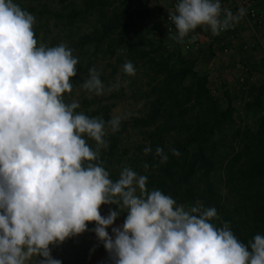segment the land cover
Listing matches in <instances>:
<instances>
[{
	"label": "clouds",
	"instance_id": "1",
	"mask_svg": "<svg viewBox=\"0 0 264 264\" xmlns=\"http://www.w3.org/2000/svg\"><path fill=\"white\" fill-rule=\"evenodd\" d=\"M237 18L220 0H177L169 16L179 38L200 26L218 35ZM34 24L14 0H0V264H30L33 257L43 258L37 264H61L50 245L84 233L91 222L113 264H264V235L241 242L227 222L211 223L214 207L177 205L162 191H149L147 177L129 167L110 178L100 148L108 147L106 123L115 133L120 117L90 118L75 111L77 101L65 102L78 58L63 43L38 46ZM123 71L134 75V65L126 62ZM82 87L103 94L95 68ZM155 155L168 160L160 147ZM108 204L118 210L102 216L99 209ZM124 211L123 225L110 236L107 229Z\"/></svg>",
	"mask_w": 264,
	"mask_h": 264
},
{
	"label": "rangeland",
	"instance_id": "2",
	"mask_svg": "<svg viewBox=\"0 0 264 264\" xmlns=\"http://www.w3.org/2000/svg\"><path fill=\"white\" fill-rule=\"evenodd\" d=\"M14 2L35 17L33 28L38 46L52 47L63 43L78 58L77 75L71 79L73 89L64 94L65 102L77 101L79 108L75 111L90 118L107 122L118 116L120 123L128 124L113 133L106 123L104 139L108 147L100 148L99 159L113 181L119 178L124 167H129L146 176L148 185L151 176L156 174L160 157L150 152L145 154L144 149L153 144L157 148L160 143L182 142L186 138L185 131L180 130L165 133L161 139L153 138L164 122L161 118L150 126H133L137 118L148 119L152 113L163 111L173 95L174 101L179 100L170 104L176 113L186 109L190 117L202 115L211 119L213 113L226 114L221 132L211 137L208 147L218 146L219 149V153L214 154L220 163L212 174L213 179L223 192H228L225 189L226 168L230 160L240 154L238 164H231L237 198L243 199L248 194L255 196L253 211L258 218H264V179L254 180L251 185L244 176L252 164L264 162V129H261L264 122L263 61L252 58L248 66H238L232 59L228 64L222 49L214 45L200 53L203 58L190 55L192 49L187 48L190 33L179 38L174 26L167 21L170 12L175 11L177 0ZM199 28L203 30L204 27ZM254 53L259 58L258 50ZM129 61L134 65V75L123 71V65ZM211 63L212 69L208 71L206 68ZM91 68L97 70L104 84V92L99 96L82 87ZM243 87L246 89L242 90ZM185 100L190 101L188 105ZM86 140L91 147H96L95 141L87 137ZM115 144L116 150L112 147ZM249 145L254 153L252 157L245 149ZM153 156L155 161H152ZM147 189L155 190L149 186ZM110 210H118V206L101 205L99 209L105 217ZM126 216V211L121 212L107 229L110 236L113 235L112 228L122 226ZM95 226V222H91L84 233L70 237L62 244L50 245L52 257L61 264H113L110 254L92 231ZM258 226L257 234L264 235L262 224L258 223ZM37 259L43 258L33 257L30 264H37Z\"/></svg>",
	"mask_w": 264,
	"mask_h": 264
},
{
	"label": "trees",
	"instance_id": "3",
	"mask_svg": "<svg viewBox=\"0 0 264 264\" xmlns=\"http://www.w3.org/2000/svg\"><path fill=\"white\" fill-rule=\"evenodd\" d=\"M174 98L172 95L168 99L169 106L163 111L152 113L148 119L137 118L133 123V126H150L158 118L164 119L163 124L158 127V132L153 135V138L159 137L161 139V136L165 133H174L177 130L186 133V138L182 142L178 141L170 145L160 143L158 145L167 154L168 160L166 163H160V159L158 160L156 170L154 169L156 174L151 176V182L148 185L146 184V187H154L155 190L162 191L165 195L173 198L177 205H183L186 209L195 206L197 202L205 208L214 207L217 211V218H214L211 223L217 227H222L227 222L238 240L248 244L260 231L258 223L262 224L261 232H263L264 218H258L255 211H253L255 196L248 194L243 198L244 203L242 198H237L234 166L231 164H238L241 155H235L226 168L225 189L228 192H223L212 176L216 166L220 163L217 157L214 156V154L219 153V149L218 146L208 147L210 146L211 137L215 133L221 132V125L225 122L226 114L224 112L208 113L214 117L211 119L202 117V115H199L200 117L198 115L194 118L190 117V112L186 109L176 113L174 107L170 105L173 102H179V100L174 101ZM185 101V105H188L189 100ZM127 125V123H120L119 127L122 128ZM262 125L261 129H264V122ZM112 147L116 150V144ZM149 147L151 148L150 153H154V156H156L155 145ZM262 147L264 149L263 145ZM171 149H176L180 155L174 156ZM245 149L251 157L254 155L250 145L246 146ZM155 160L154 157L152 161ZM244 176L251 185L254 180L264 179V162L252 164L245 171Z\"/></svg>",
	"mask_w": 264,
	"mask_h": 264
},
{
	"label": "built area",
	"instance_id": "4",
	"mask_svg": "<svg viewBox=\"0 0 264 264\" xmlns=\"http://www.w3.org/2000/svg\"><path fill=\"white\" fill-rule=\"evenodd\" d=\"M220 2L222 9L231 11L233 16L238 18L218 35L212 34V44L223 49L224 54L234 59L238 66H248L252 58L264 62V0H220ZM240 9L245 10L243 16H239ZM169 16L170 14L167 16V21L171 24ZM254 50H258L259 58Z\"/></svg>",
	"mask_w": 264,
	"mask_h": 264
},
{
	"label": "crops",
	"instance_id": "5",
	"mask_svg": "<svg viewBox=\"0 0 264 264\" xmlns=\"http://www.w3.org/2000/svg\"><path fill=\"white\" fill-rule=\"evenodd\" d=\"M203 27H204L203 30L200 29L199 27H197L195 30L190 32L191 37L189 39L190 44L188 46L190 47L189 49H192V52H190L189 54L192 55L193 57L197 56V58L198 57L203 58L204 55H201L200 53L202 51H204V49H207L208 46L214 45L211 42L212 32L210 31V29H208L207 26H203ZM204 30H206V31H204ZM201 31H203L205 33L202 34L203 32L201 33ZM221 53H222V56L226 57V60H227L226 63L230 64L233 61L230 56H227L226 54H224L223 49H222ZM203 63H205V62H203ZM203 63H201V64H203ZM197 64L200 65V63H197ZM219 64H221V63H219ZM211 66H212V63L210 65H208L206 69L208 71L211 70L212 69ZM235 81H237L236 77H235ZM245 89L246 88L243 87L242 90H245Z\"/></svg>",
	"mask_w": 264,
	"mask_h": 264
}]
</instances>
